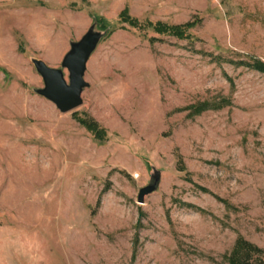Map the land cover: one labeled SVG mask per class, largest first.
I'll return each instance as SVG.
<instances>
[{
  "label": "rangeland",
  "instance_id": "obj_1",
  "mask_svg": "<svg viewBox=\"0 0 264 264\" xmlns=\"http://www.w3.org/2000/svg\"><path fill=\"white\" fill-rule=\"evenodd\" d=\"M96 17L89 85L63 112L33 58L61 66ZM257 61L264 0H0V264H229L239 238L264 264Z\"/></svg>",
  "mask_w": 264,
  "mask_h": 264
},
{
  "label": "water",
  "instance_id": "obj_2",
  "mask_svg": "<svg viewBox=\"0 0 264 264\" xmlns=\"http://www.w3.org/2000/svg\"><path fill=\"white\" fill-rule=\"evenodd\" d=\"M105 33L106 30L100 29L98 21L95 20L79 39L70 42V48L64 54L61 66H52L44 59L34 57V65L44 80V85L36 87L35 90L52 100L63 112L73 110L82 104L83 90L89 85L85 78L87 63ZM151 166V178L140 188L139 202H143L145 196L159 186L161 171L154 164Z\"/></svg>",
  "mask_w": 264,
  "mask_h": 264
},
{
  "label": "trees",
  "instance_id": "obj_3",
  "mask_svg": "<svg viewBox=\"0 0 264 264\" xmlns=\"http://www.w3.org/2000/svg\"><path fill=\"white\" fill-rule=\"evenodd\" d=\"M124 14H126L127 18L130 17L129 12L126 9L122 12V15ZM96 18L101 27L103 28L109 27V26H103L102 20L98 17ZM151 24L153 23L151 22ZM153 26L157 32H164L168 34L177 35L179 37H185L190 35L189 30L191 27L194 26V23L188 21L185 23L169 24L159 20L156 23H154ZM255 65L257 68L264 70V62L257 61ZM82 122H84L85 125L88 127V129H90L93 133L100 134L101 131L100 126L95 120L82 118ZM260 250L261 249L257 245L249 241H246L243 238H239L235 247L233 248V250L229 255V264H255L260 259V255H259Z\"/></svg>",
  "mask_w": 264,
  "mask_h": 264
}]
</instances>
